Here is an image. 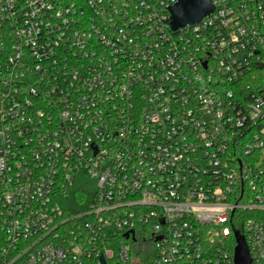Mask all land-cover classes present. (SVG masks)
I'll return each mask as SVG.
<instances>
[{
  "label": "built area",
  "instance_id": "obj_1",
  "mask_svg": "<svg viewBox=\"0 0 264 264\" xmlns=\"http://www.w3.org/2000/svg\"><path fill=\"white\" fill-rule=\"evenodd\" d=\"M178 1L0 0V264H264V0Z\"/></svg>",
  "mask_w": 264,
  "mask_h": 264
},
{
  "label": "water",
  "instance_id": "obj_2",
  "mask_svg": "<svg viewBox=\"0 0 264 264\" xmlns=\"http://www.w3.org/2000/svg\"><path fill=\"white\" fill-rule=\"evenodd\" d=\"M214 9L212 0H179L169 8L172 27L179 29L188 24L198 23ZM235 236L237 243L234 256L235 264H250L251 257L245 238L238 231L235 232ZM102 262L105 264L103 258Z\"/></svg>",
  "mask_w": 264,
  "mask_h": 264
},
{
  "label": "trees",
  "instance_id": "obj_3",
  "mask_svg": "<svg viewBox=\"0 0 264 264\" xmlns=\"http://www.w3.org/2000/svg\"><path fill=\"white\" fill-rule=\"evenodd\" d=\"M87 189H92V187L89 185L88 187H87ZM85 192H81V191H79V194H77L76 195V198H78L79 199V203L83 200V198L85 197L83 194H84ZM85 195H88V194H85ZM82 207V205H78V209H80V208ZM1 237V236H0Z\"/></svg>",
  "mask_w": 264,
  "mask_h": 264
},
{
  "label": "rangeland",
  "instance_id": "obj_4",
  "mask_svg": "<svg viewBox=\"0 0 264 264\" xmlns=\"http://www.w3.org/2000/svg\"><path fill=\"white\" fill-rule=\"evenodd\" d=\"M82 184H83V185H82L83 187H88L89 185H90L91 187L94 186V182H93V181H84Z\"/></svg>",
  "mask_w": 264,
  "mask_h": 264
}]
</instances>
